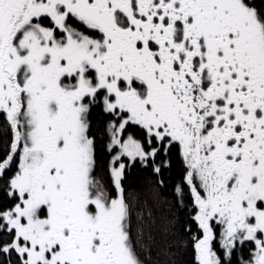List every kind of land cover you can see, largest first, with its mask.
<instances>
[{"label":"snow or ice","instance_id":"snow-or-ice-1","mask_svg":"<svg viewBox=\"0 0 264 264\" xmlns=\"http://www.w3.org/2000/svg\"><path fill=\"white\" fill-rule=\"evenodd\" d=\"M0 264H264V0H0Z\"/></svg>","mask_w":264,"mask_h":264}]
</instances>
